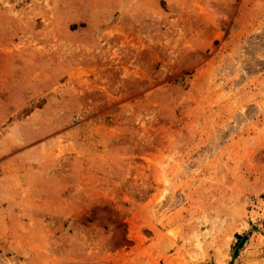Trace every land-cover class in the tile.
I'll return each mask as SVG.
<instances>
[{"label": "rangeland", "instance_id": "rangeland-1", "mask_svg": "<svg viewBox=\"0 0 264 264\" xmlns=\"http://www.w3.org/2000/svg\"><path fill=\"white\" fill-rule=\"evenodd\" d=\"M0 264H264V0H0Z\"/></svg>", "mask_w": 264, "mask_h": 264}]
</instances>
